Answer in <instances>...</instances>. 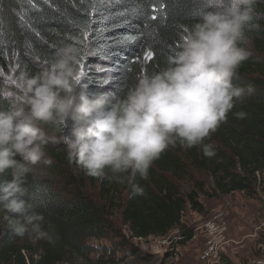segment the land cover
<instances>
[{
    "label": "trees",
    "instance_id": "trees-1",
    "mask_svg": "<svg viewBox=\"0 0 264 264\" xmlns=\"http://www.w3.org/2000/svg\"><path fill=\"white\" fill-rule=\"evenodd\" d=\"M251 7L241 46L251 44L264 52V0ZM225 9L209 0H0V110L21 102V76L50 69L57 49L66 45L77 50V71L83 66L73 90L77 103L81 97L105 94L110 107L135 86L140 74L153 75L170 65L186 26L197 23L204 12ZM149 52L151 59H146ZM9 76L13 87L3 80ZM232 83L251 85L254 91L237 100L201 144L184 148L177 142L164 150L147 179L128 173L119 180L85 175L67 154L65 137H72L74 121L40 123L51 163L39 171L30 165L23 175L11 169L0 172V264H108L103 257L94 260L97 251L89 242L107 238L108 218L115 211L134 238L164 237L182 229L180 243L185 244L192 233L184 232L181 219L187 205L202 211L198 196L203 184L196 183L185 195L177 184L195 175L210 176L219 195H253L264 170V60L248 55ZM240 112L246 115L238 118ZM206 145L213 156L204 155ZM57 180L63 183L61 190ZM133 185L143 195H131ZM89 191H97L98 201ZM16 203L24 206L23 213L11 210ZM30 213L43 217L41 226L52 242H33L30 233L20 237L12 232L11 226Z\"/></svg>",
    "mask_w": 264,
    "mask_h": 264
},
{
    "label": "clouds",
    "instance_id": "clouds-1",
    "mask_svg": "<svg viewBox=\"0 0 264 264\" xmlns=\"http://www.w3.org/2000/svg\"><path fill=\"white\" fill-rule=\"evenodd\" d=\"M209 2L218 5L222 0ZM233 3L247 7L202 13L197 23L185 27L170 65L153 75L140 74L135 86L110 107L105 94L81 97L77 103L74 84L83 75L75 66L77 50L70 45L57 49L50 69L20 77L21 102L0 110V172L27 173L44 156L39 124L63 123L67 118L75 125L72 137H65L68 157L75 158L85 175L93 178L119 180L120 174L128 173L130 178L147 179L153 161L169 146L201 144L226 120L235 102L254 91L251 85L234 87L232 80L248 58L241 43L256 0ZM236 115L243 118L246 114ZM214 154L211 146L204 147L205 156ZM17 155L21 161L14 158ZM131 195H143V189L133 185ZM11 210L25 211L21 203ZM42 219L27 214L11 230L20 237L30 233L33 242H52L41 226Z\"/></svg>",
    "mask_w": 264,
    "mask_h": 264
},
{
    "label": "rangeland",
    "instance_id": "rangeland-1",
    "mask_svg": "<svg viewBox=\"0 0 264 264\" xmlns=\"http://www.w3.org/2000/svg\"><path fill=\"white\" fill-rule=\"evenodd\" d=\"M226 9L239 7L233 0L219 3ZM243 6V5H242ZM248 55L264 60V52L246 44ZM7 86H14L11 76L3 77ZM43 138H47L42 128ZM44 153L42 160L33 165L41 170L49 163ZM58 181V180H57ZM60 182L58 189L63 188ZM196 183L203 184V193L198 202L202 211H193L187 205L181 224L191 238L181 244L182 229H174L164 237H149L137 241L129 228L115 211L109 218L110 231L107 238L89 242L97 252L94 260L103 257L108 264H262L264 262V170L259 174L255 193L248 195L233 192L219 195L213 179L206 175H195L193 180L179 182L182 195L193 190ZM65 191V190H64ZM98 201L97 191H89ZM25 256L27 255L23 252ZM206 253H211L206 256ZM26 263L29 262L26 260Z\"/></svg>",
    "mask_w": 264,
    "mask_h": 264
},
{
    "label": "snow or ice",
    "instance_id": "snow-or-ice-1",
    "mask_svg": "<svg viewBox=\"0 0 264 264\" xmlns=\"http://www.w3.org/2000/svg\"><path fill=\"white\" fill-rule=\"evenodd\" d=\"M153 19H155V17H153ZM151 56H152V53L149 52V53H146V59H151ZM81 73L83 74V66H81ZM76 81H77V84L80 82V78L77 77L76 78Z\"/></svg>",
    "mask_w": 264,
    "mask_h": 264
},
{
    "label": "built area",
    "instance_id": "built-area-1",
    "mask_svg": "<svg viewBox=\"0 0 264 264\" xmlns=\"http://www.w3.org/2000/svg\"><path fill=\"white\" fill-rule=\"evenodd\" d=\"M134 238V237H133ZM135 240H137V241H143V240H145V239H137V238H134ZM208 254H211V253H206V256H208ZM262 264H264V262L262 263Z\"/></svg>",
    "mask_w": 264,
    "mask_h": 264
}]
</instances>
